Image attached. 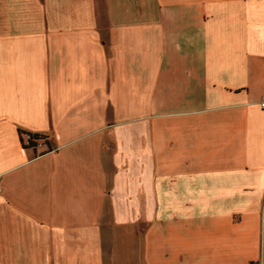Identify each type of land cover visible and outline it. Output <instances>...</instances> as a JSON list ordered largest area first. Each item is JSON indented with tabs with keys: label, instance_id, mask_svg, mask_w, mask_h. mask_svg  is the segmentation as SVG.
<instances>
[{
	"label": "crops",
	"instance_id": "crops-1",
	"mask_svg": "<svg viewBox=\"0 0 264 264\" xmlns=\"http://www.w3.org/2000/svg\"><path fill=\"white\" fill-rule=\"evenodd\" d=\"M263 97L264 0H0V264H264Z\"/></svg>",
	"mask_w": 264,
	"mask_h": 264
},
{
	"label": "built area",
	"instance_id": "built-area-1",
	"mask_svg": "<svg viewBox=\"0 0 264 264\" xmlns=\"http://www.w3.org/2000/svg\"><path fill=\"white\" fill-rule=\"evenodd\" d=\"M259 105L261 106L262 109H264V97L261 99V101L259 102ZM32 137L30 135H28L25 139V145L28 149H36L37 148V144H36V147H32L30 145V142H32ZM38 143V142H37ZM0 192H1V189H0Z\"/></svg>",
	"mask_w": 264,
	"mask_h": 264
},
{
	"label": "trees",
	"instance_id": "trees-1",
	"mask_svg": "<svg viewBox=\"0 0 264 264\" xmlns=\"http://www.w3.org/2000/svg\"><path fill=\"white\" fill-rule=\"evenodd\" d=\"M32 137V142H30V145L32 146V147H36V144H37V142L40 140V138L39 137H37V136H31Z\"/></svg>",
	"mask_w": 264,
	"mask_h": 264
}]
</instances>
